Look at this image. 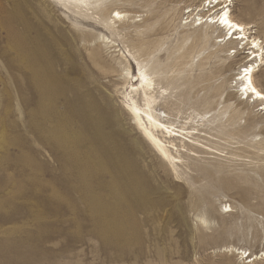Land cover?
<instances>
[{"label": "rangeland", "instance_id": "obj_1", "mask_svg": "<svg viewBox=\"0 0 264 264\" xmlns=\"http://www.w3.org/2000/svg\"><path fill=\"white\" fill-rule=\"evenodd\" d=\"M148 1L111 9L133 13L140 38L161 63L181 55L204 62L193 73L197 89L214 74L219 79L210 82L225 83L220 131L207 133L190 109L179 116L170 105L156 109L176 127L197 126L215 148L208 164L188 161L192 170L210 171L195 185L203 199L188 207V185L170 182L168 168L124 110L134 80L124 85L116 63L129 61L136 74L124 48L129 42L122 43L137 39L133 28L118 36L51 0H0V264H264V110L234 96L232 82L247 62L248 47L205 59L215 47L211 41L204 50L199 37L194 9L201 0H150L145 8ZM188 10L194 12L189 18ZM229 10L235 20L253 25L247 36L259 38L264 48V0H231ZM254 82L264 92V66ZM133 181L139 187L127 189ZM202 205L209 212L206 226L195 217Z\"/></svg>", "mask_w": 264, "mask_h": 264}, {"label": "bare ground", "instance_id": "obj_2", "mask_svg": "<svg viewBox=\"0 0 264 264\" xmlns=\"http://www.w3.org/2000/svg\"><path fill=\"white\" fill-rule=\"evenodd\" d=\"M51 1L61 6L64 10L71 13L74 17H78V18H81L82 20L92 22L94 25L101 27L104 30L110 33H113L115 35L119 36L120 31H123L125 28L128 29L127 27H131L134 29L137 39H131V40L129 39L128 41H123L122 43L127 44V42H129V44L124 46V48H125L126 54L136 66V74L135 75L132 74L129 61L126 60L125 63H122L118 59L116 63L120 69L119 76L121 80L123 81L124 85H127L129 83V80H134V84H130L129 86L130 91L127 94H125L126 102L124 105V110L130 122L132 123L131 125H133V127L139 132L141 136L139 137L142 138V140L150 148L155 158L168 168L169 175L173 178V181H170V182L174 183V185L177 186L178 188H180L179 185L182 182L188 185V189L184 190V196L188 200V203H190L188 207L196 208V205L194 204L195 200H197L198 198L202 200L203 196L201 192L198 191L195 185L201 183L206 178L207 175H210V171L204 168L198 171L192 170L189 166L188 161L193 160L197 162L198 164H201V163L208 164L211 161H209L208 157L206 156L210 155L211 151H214L215 148L211 146L212 143L208 141L207 138L201 137L200 135L197 134V133L203 132V130L197 129V126L194 127L190 125L189 127H186L187 125L186 123L185 125L176 127L173 121L164 119V118H167L168 115L166 117H162L161 114H159L156 109L157 107L160 106V104L162 106L170 105L171 107H173V108H170V110L174 111L176 116L181 115V113L183 112V109L185 108H187L188 110L190 109L192 110V114H194L195 117L199 118V121H197L196 124H198L199 127L205 128L208 131L207 133H210L212 131H220L223 128V121H222L223 117L226 114V112L224 111V108L219 109V106L221 105L219 101L225 90V83L224 82L212 83L214 79H219V77L215 76L214 74L213 77H207L201 80L199 82L200 86L197 89L199 80L197 81V83L195 82L193 73L196 70L197 71L202 70L203 67L205 66L204 62L201 61L197 64H194L193 62H186L185 56L183 55H181L178 59H176L174 63H167V62L161 63L158 58H154L153 53L149 51V47L147 46V43L140 38V36L142 35H141V32L139 31L140 29L137 30L139 26L138 24H136L137 23V21H135L136 17L133 16V13L131 15L130 14L131 12L127 13L125 11L111 9V8H114L113 6L116 3H120V2H121L120 3L121 5L123 4V6L133 5L134 0H51ZM149 1L144 3L145 8H150L152 6L153 4V3L151 4L152 1L150 2ZM166 1L170 3L173 0H166ZM184 1L188 2L191 0H184ZM230 2L231 0H201L199 5L195 6L194 12L197 11V14H196V16L198 17L197 22L199 21L197 25L200 26V31L203 30V32L199 34V37L202 39L203 49L206 50L211 41L213 42L212 46L215 47L213 51L207 53L205 59H211L213 57L218 58L219 54L229 53L232 49L235 50L234 51L235 54L241 53L243 50H245V47H248L247 49L249 50V53L246 58L247 59L246 64L239 67V72L234 77L233 81L231 80L232 82H234L235 84L234 86L237 87V90L234 96L239 95L240 98H244V100L248 103L250 101L252 102V104L259 103V106H263L260 109L264 110V92H262L261 89H259V87L254 82L255 71L264 66V48L262 46L263 42L260 41V39L257 37L247 36L248 32L253 29V25H251L250 23H243L241 21H237L233 18L229 10ZM163 3L157 4V8L161 7ZM136 5L138 6V4ZM127 6L125 8H130ZM194 12L188 10L187 11L188 18L192 16ZM199 13H202V14H199ZM157 18H159L160 20V17H157ZM169 18L171 17H168L167 19L169 20ZM225 18L228 21H230L233 25H235L236 27L229 28L227 25L222 23L221 21ZM147 22L149 21L147 20ZM144 24H143V28L146 27V24L145 26ZM184 24H186V22ZM193 25H195V22L193 23ZM72 26L73 27H71L70 25V27L76 29V31L79 28V26L75 22H73ZM90 31L88 30V32ZM215 33H218L219 36H216L214 37V39H212ZM263 33H264V29H263ZM128 34L130 38V33ZM125 36L127 37V35ZM126 37L125 39L127 40ZM120 38H119V41L120 40L122 41V37ZM100 39L102 40L103 44H105L103 41H105L106 43L108 41L107 38L99 35L98 40ZM155 41L156 39L154 40V42ZM110 43L111 42H109V44ZM155 43L159 45L157 41ZM84 45H86V43H84ZM30 51L31 50H29V52ZM112 51H111V54L114 52ZM31 53H28L29 56H31L30 55ZM111 57L110 59L112 60ZM98 58H95V59H98ZM37 60L35 62L39 61ZM37 66L38 65H36V69H37ZM39 66H38V69H39ZM223 69H224L223 66L218 68L216 71V74H219ZM245 69H247V71ZM39 70L42 71L41 69ZM201 75L202 73L196 76L195 78L198 79ZM253 89H255V92L253 91ZM192 90L194 91V93L191 94ZM200 92H203V95L200 98H197V95ZM257 93H259V95ZM231 96H232L231 94L226 95V98L231 97ZM184 98L186 100L183 101L182 99ZM82 107L80 108L78 113H79V116H81V120L84 121V125L85 124L87 125L88 120L86 119V117L84 118V115L82 114L83 112L81 110ZM197 109H200L201 112ZM163 113L165 114V112ZM191 121L192 120L190 119L189 122ZM192 131H196V134H194ZM184 157L186 160L184 159ZM115 167H117V165H115ZM123 168L124 167H122V170ZM130 173L132 175L134 174L132 173V170H130ZM137 182L138 181H133L132 183H129L130 185H128L126 188L135 190L137 187H139ZM211 197H214V196L211 195ZM205 207L206 205H202L200 208V213L195 216L199 224L204 225V226L207 225L208 223L207 218L209 216L208 215L209 212L205 209ZM261 257L264 258V252L261 253Z\"/></svg>", "mask_w": 264, "mask_h": 264}, {"label": "snow or ice", "instance_id": "obj_3", "mask_svg": "<svg viewBox=\"0 0 264 264\" xmlns=\"http://www.w3.org/2000/svg\"><path fill=\"white\" fill-rule=\"evenodd\" d=\"M222 23H224L225 25H227L229 28H233L236 27L235 25H233L230 21H228L226 18L223 19L221 21ZM254 46V45H253ZM247 71V69H245ZM253 91L255 92V89H253ZM259 95V93H257Z\"/></svg>", "mask_w": 264, "mask_h": 264}]
</instances>
